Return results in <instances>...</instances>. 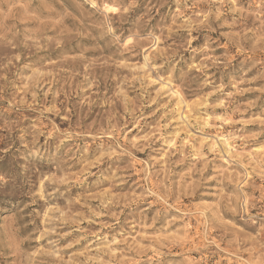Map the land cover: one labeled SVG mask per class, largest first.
Masks as SVG:
<instances>
[{"label":"rangeland","instance_id":"rangeland-1","mask_svg":"<svg viewBox=\"0 0 264 264\" xmlns=\"http://www.w3.org/2000/svg\"><path fill=\"white\" fill-rule=\"evenodd\" d=\"M0 264H264V0H0Z\"/></svg>","mask_w":264,"mask_h":264},{"label":"bare ground","instance_id":"bare-ground-1","mask_svg":"<svg viewBox=\"0 0 264 264\" xmlns=\"http://www.w3.org/2000/svg\"><path fill=\"white\" fill-rule=\"evenodd\" d=\"M108 7V6H107ZM221 140V142L226 145V146H231L230 145V141L228 140V138H226V136H222L221 138H219ZM232 147V146H231Z\"/></svg>","mask_w":264,"mask_h":264},{"label":"snow or ice","instance_id":"snow-or-ice-1","mask_svg":"<svg viewBox=\"0 0 264 264\" xmlns=\"http://www.w3.org/2000/svg\"><path fill=\"white\" fill-rule=\"evenodd\" d=\"M110 11H116V9L113 8V9H110Z\"/></svg>","mask_w":264,"mask_h":264}]
</instances>
